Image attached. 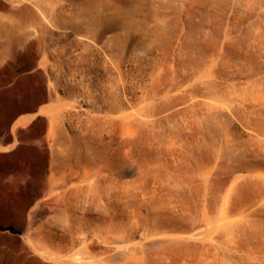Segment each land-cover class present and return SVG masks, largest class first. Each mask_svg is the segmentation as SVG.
Returning a JSON list of instances; mask_svg holds the SVG:
<instances>
[{
    "label": "rangeland",
    "instance_id": "rangeland-1",
    "mask_svg": "<svg viewBox=\"0 0 264 264\" xmlns=\"http://www.w3.org/2000/svg\"><path fill=\"white\" fill-rule=\"evenodd\" d=\"M44 76L55 163L0 158V264H264V0H0L4 114Z\"/></svg>",
    "mask_w": 264,
    "mask_h": 264
},
{
    "label": "crops",
    "instance_id": "crops-1",
    "mask_svg": "<svg viewBox=\"0 0 264 264\" xmlns=\"http://www.w3.org/2000/svg\"><path fill=\"white\" fill-rule=\"evenodd\" d=\"M40 71L36 63L29 74ZM21 82L28 86V91L10 95L14 104L11 114L6 116L0 108V158L12 157L19 164L46 163L50 167L56 157L54 139L59 106L53 84L44 76L40 83L35 77H15L9 85L13 88Z\"/></svg>",
    "mask_w": 264,
    "mask_h": 264
}]
</instances>
